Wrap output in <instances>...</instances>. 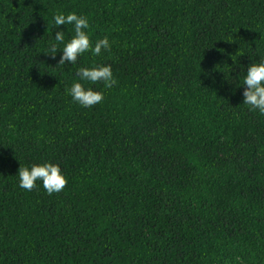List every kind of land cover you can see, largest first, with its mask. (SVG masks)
Segmentation results:
<instances>
[{
  "label": "trees",
  "instance_id": "trees-1",
  "mask_svg": "<svg viewBox=\"0 0 264 264\" xmlns=\"http://www.w3.org/2000/svg\"><path fill=\"white\" fill-rule=\"evenodd\" d=\"M70 12L111 50L57 64ZM261 60L264 0H0V264H264V114L242 95ZM96 65L117 83L81 81ZM45 162L64 190L22 189Z\"/></svg>",
  "mask_w": 264,
  "mask_h": 264
},
{
  "label": "clouds",
  "instance_id": "clouds-1",
  "mask_svg": "<svg viewBox=\"0 0 264 264\" xmlns=\"http://www.w3.org/2000/svg\"><path fill=\"white\" fill-rule=\"evenodd\" d=\"M54 23L56 27L74 25L75 31V35L62 48L63 54L57 63L59 65L75 64L78 58L87 51H91L93 55H100L102 49L111 50L107 36L98 40L93 47L92 40L85 31L89 28V21L82 15H77L75 12H70L67 15L57 13L54 15ZM64 40V32H56L55 41L57 43L52 44L44 53L50 54L55 59L57 51L60 50L58 44L64 43ZM77 75L81 81L92 84L103 82L105 88H111L117 83L110 65L82 67L77 70ZM243 85L246 86L242 93L243 103L248 105L250 110H259L261 114H264V60L248 66ZM68 92L75 102L89 108L101 103L104 99L102 91L93 90L91 87L86 88L80 82L73 83ZM18 176L19 186L22 189L31 191L36 187V182L41 181L43 188L50 195L63 191L68 183V179L62 173L60 166L52 162L34 164L31 168L20 166Z\"/></svg>",
  "mask_w": 264,
  "mask_h": 264
},
{
  "label": "rangeland",
  "instance_id": "rangeland-1",
  "mask_svg": "<svg viewBox=\"0 0 264 264\" xmlns=\"http://www.w3.org/2000/svg\"><path fill=\"white\" fill-rule=\"evenodd\" d=\"M231 264H244V263L240 261H236V262H232Z\"/></svg>",
  "mask_w": 264,
  "mask_h": 264
}]
</instances>
